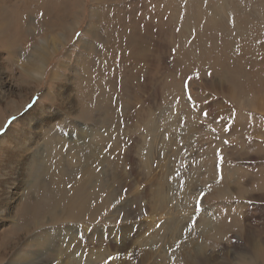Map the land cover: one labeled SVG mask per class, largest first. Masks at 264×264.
Segmentation results:
<instances>
[{
  "label": "rangeland",
  "instance_id": "374dc122",
  "mask_svg": "<svg viewBox=\"0 0 264 264\" xmlns=\"http://www.w3.org/2000/svg\"><path fill=\"white\" fill-rule=\"evenodd\" d=\"M54 158L72 182L92 167L108 209L34 219ZM40 233L42 264H240L253 235L264 250V0H0V248L36 252Z\"/></svg>",
  "mask_w": 264,
  "mask_h": 264
},
{
  "label": "bare ground",
  "instance_id": "6f19581e",
  "mask_svg": "<svg viewBox=\"0 0 264 264\" xmlns=\"http://www.w3.org/2000/svg\"><path fill=\"white\" fill-rule=\"evenodd\" d=\"M54 46H55V42L51 39L49 44H47L45 50L40 55L39 60L37 62V67L32 68L30 70V72H31L30 75L35 77L37 80H40L39 77L41 78L42 71L44 70L45 63L47 62L46 61L47 53L51 52V51H54ZM31 64H32V62H31ZM15 137H16L17 141L19 142V145L21 147V151L23 153L25 151H29L31 149L32 144H30L28 142L29 143L28 147L30 148L29 149L26 146V143L24 141L20 140V136L18 137V135L13 134L11 132L10 138H15ZM93 138L94 139L95 138L96 139H101L102 136L100 137V134H98V133L95 134L94 133L93 134ZM83 144L85 146V143H83ZM87 147H88V149H91L92 151L96 150L95 148H97L95 143L89 144ZM81 148H86V147H81ZM109 154H110V152H109ZM54 160L56 162L54 164V171L52 172L53 173L52 175L46 177L44 180H43V177H42V175L40 173L36 174L35 176L33 175L34 179L32 180V182L35 181L39 185L38 191H39V193H41L40 197L43 200L45 198V200L47 202L50 201L49 203H44V205L48 204L47 207L44 208L45 213L44 212L39 213L38 215H36L34 217V219H38L39 220L42 217H44L45 214H49V215H51L53 217L52 220L48 219V222H53V223L64 222L66 220L82 219V218L95 219V218H97L99 216V214L101 212H103V211L105 212L108 209V204H109V201L111 200L109 196H107L106 198L101 199L102 201H101L100 204H98L96 202V201L99 200V198H100L99 195H100V193H102V191L99 190L98 186L95 185V181H96L97 176L95 175L92 167L88 166V164L83 166L82 171H81L82 176H81L80 180L72 182L73 178H71L70 176H66L61 170H58L59 161L56 158H54L53 161ZM89 161H90V159L88 161H86V162L88 163ZM114 163L115 162H113V164ZM113 164L109 162L106 165L103 162V171H107L108 167L109 168L115 167L114 166L115 164L114 165ZM109 165L112 166V167H110ZM114 170H116V169H114ZM130 174L133 175L132 172H130ZM111 175H112V173H111ZM115 175L116 176L117 175L121 176L123 178L122 181H124V183H126V178L124 177V175L122 173H120V171L117 174H115ZM108 179H109V177H108ZM68 184L71 185L70 189L66 188ZM110 184L111 185L112 184L113 185H117V186H119V188L122 187V189L124 188L123 186L126 185V184H123V186H122L121 182H118V183L117 182H113L112 178H111ZM155 186L156 185H154L153 187H155ZM30 187H32V183L27 188L30 189ZM153 187H152V190H153L152 194L150 195V196L153 197V198H150L151 200H154L155 195H156V192L153 189ZM27 188H26V190H27ZM66 193H68V195H66ZM70 193H72L71 194L72 196L69 195ZM46 194L47 195L49 194L48 197L46 196ZM117 194H118V192H117ZM115 195H116V193H115ZM138 195L140 196V194H138ZM132 201H133L132 199L131 200L129 199V200H126L125 203H127V202L130 203ZM94 202H96L98 205L96 204V206H93L92 203H94ZM120 210L121 209L117 208V210H116L117 213H119ZM121 211H123V210H121ZM35 223L38 224L37 221ZM32 226H34V225L31 224L30 227H32ZM221 229L222 228L219 226L218 230L220 231ZM224 229H226V228H224ZM29 233H30L29 229L25 230V232H24V234H22V236L26 235V234H29ZM41 233H42V231H41ZM41 233L39 235L32 234V239L28 238L30 240H35V243L33 244V246L35 247L36 252L33 251V252H29V253H24V252H22V249L19 248L18 244L10 243L9 247L5 248L6 249L5 251L3 250L4 252L0 248V261L6 260L5 264H42L41 263V261H42L41 257L47 251L50 250V252H51V247H53L54 241H49L48 240V237H47L48 233L46 235H44V236H41ZM255 238L256 237L254 235L252 237L246 238V244L241 245V247H239L240 248L239 253L241 255L237 256V257L236 256L233 257V258L236 257V258L240 259V264H264V260H263V258H264V250H262L261 247L258 245V243L255 242V240H254ZM17 241H19V240H17ZM136 241H137V239H136ZM23 247H25V245ZM197 249L198 248H196L195 251ZM139 251H141V250H139ZM10 252H12V253L9 254ZM60 254L61 253L57 254V256H59ZM184 256H185L184 257V261H181L178 264H193V253H191V254L186 253V254H184ZM65 257H66L65 258V260H66L65 264H71L68 261V255H66ZM211 258H212L211 262L205 261L203 264H218V263H220L215 258H213V257H211ZM18 259H22V260L19 261ZM45 259L46 260H44V261L47 263L50 260L53 261L54 257L52 259V255L50 254V255H47L45 257ZM223 264H230V263L224 262Z\"/></svg>",
  "mask_w": 264,
  "mask_h": 264
}]
</instances>
